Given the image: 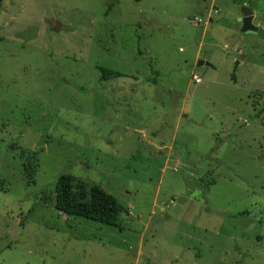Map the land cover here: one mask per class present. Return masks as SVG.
<instances>
[{
    "label": "rangeland",
    "instance_id": "1",
    "mask_svg": "<svg viewBox=\"0 0 264 264\" xmlns=\"http://www.w3.org/2000/svg\"><path fill=\"white\" fill-rule=\"evenodd\" d=\"M243 7L264 29V0H0V264H264V41ZM67 174L137 224L43 203Z\"/></svg>",
    "mask_w": 264,
    "mask_h": 264
},
{
    "label": "trees",
    "instance_id": "2",
    "mask_svg": "<svg viewBox=\"0 0 264 264\" xmlns=\"http://www.w3.org/2000/svg\"><path fill=\"white\" fill-rule=\"evenodd\" d=\"M133 1L139 3L143 0ZM113 7L112 2L110 10ZM102 73V81L121 77V74L109 69H102ZM232 78L235 81V75ZM260 116L258 113L255 118L259 119ZM37 163V157H34L26 165L25 171L28 178L35 177L38 169ZM41 200L65 215L94 221L119 230L131 229L134 226L133 223L138 222L116 197L106 193L100 186L68 174L61 176L55 190L43 194ZM247 214L245 212L239 216Z\"/></svg>",
    "mask_w": 264,
    "mask_h": 264
},
{
    "label": "water",
    "instance_id": "3",
    "mask_svg": "<svg viewBox=\"0 0 264 264\" xmlns=\"http://www.w3.org/2000/svg\"><path fill=\"white\" fill-rule=\"evenodd\" d=\"M254 13L252 9L243 7L241 10V17L235 22L243 23V27L246 34L256 35L260 40L264 41V29L262 27L256 28L253 25ZM205 63L200 62L199 66H203ZM239 62H237V66ZM186 199L180 198L176 204L172 207V209L168 212V214L172 217H176V215L181 211L182 206L185 204Z\"/></svg>",
    "mask_w": 264,
    "mask_h": 264
},
{
    "label": "built area",
    "instance_id": "4",
    "mask_svg": "<svg viewBox=\"0 0 264 264\" xmlns=\"http://www.w3.org/2000/svg\"><path fill=\"white\" fill-rule=\"evenodd\" d=\"M193 79L197 84L201 83V80L198 76H194Z\"/></svg>",
    "mask_w": 264,
    "mask_h": 264
},
{
    "label": "crops",
    "instance_id": "5",
    "mask_svg": "<svg viewBox=\"0 0 264 264\" xmlns=\"http://www.w3.org/2000/svg\"><path fill=\"white\" fill-rule=\"evenodd\" d=\"M236 20H238V19H236ZM236 20H235V21H236ZM205 64H206V63H205ZM194 76H197V75H194ZM194 76H193V77H194ZM199 84H200V83H199Z\"/></svg>",
    "mask_w": 264,
    "mask_h": 264
}]
</instances>
